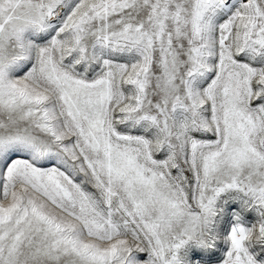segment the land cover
I'll use <instances>...</instances> for the list:
<instances>
[{
  "label": "snow or ice",
  "instance_id": "obj_1",
  "mask_svg": "<svg viewBox=\"0 0 264 264\" xmlns=\"http://www.w3.org/2000/svg\"><path fill=\"white\" fill-rule=\"evenodd\" d=\"M0 264H264V0H0Z\"/></svg>",
  "mask_w": 264,
  "mask_h": 264
}]
</instances>
